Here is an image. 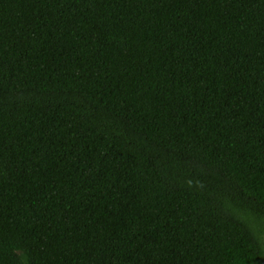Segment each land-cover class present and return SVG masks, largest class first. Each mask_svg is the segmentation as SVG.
Listing matches in <instances>:
<instances>
[{"label":"trees","instance_id":"1","mask_svg":"<svg viewBox=\"0 0 264 264\" xmlns=\"http://www.w3.org/2000/svg\"><path fill=\"white\" fill-rule=\"evenodd\" d=\"M264 0H0V264H260Z\"/></svg>","mask_w":264,"mask_h":264},{"label":"flooded vegetation","instance_id":"2","mask_svg":"<svg viewBox=\"0 0 264 264\" xmlns=\"http://www.w3.org/2000/svg\"><path fill=\"white\" fill-rule=\"evenodd\" d=\"M263 237H264V235H263ZM262 262H263V264H264V258H263V260L261 261V263H262ZM261 263H260V264H261Z\"/></svg>","mask_w":264,"mask_h":264},{"label":"rangeland","instance_id":"3","mask_svg":"<svg viewBox=\"0 0 264 264\" xmlns=\"http://www.w3.org/2000/svg\"><path fill=\"white\" fill-rule=\"evenodd\" d=\"M264 234H262V236H263Z\"/></svg>","mask_w":264,"mask_h":264},{"label":"water","instance_id":"4","mask_svg":"<svg viewBox=\"0 0 264 264\" xmlns=\"http://www.w3.org/2000/svg\"><path fill=\"white\" fill-rule=\"evenodd\" d=\"M261 264H263V262Z\"/></svg>","mask_w":264,"mask_h":264}]
</instances>
